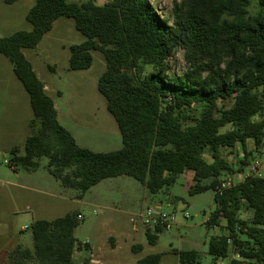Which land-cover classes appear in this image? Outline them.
<instances>
[{
  "label": "trees",
  "instance_id": "obj_1",
  "mask_svg": "<svg viewBox=\"0 0 264 264\" xmlns=\"http://www.w3.org/2000/svg\"><path fill=\"white\" fill-rule=\"evenodd\" d=\"M61 17L72 18L86 37L69 47L70 70L89 69L93 51L104 55L106 70L98 90L118 124L123 143L118 150L95 152L77 143L59 122L53 99L23 52L37 47ZM26 19L31 30L0 36V55L13 64L29 95L31 127L36 121L39 127L27 138L24 153L11 149L10 165L35 171L46 157L49 173L64 187L79 190V198L118 176L132 177L157 194L192 171L191 195L215 192L216 209L207 225L220 227L225 219L228 231L209 241L208 253L219 259L234 250L240 259L231 264H264V177L248 176L217 192L222 175L235 170L223 149L240 146L248 157L250 140L257 149L264 143V118L254 120L264 114V0H179L172 22L151 0H110L104 5L96 0H35ZM178 49L188 66L181 75L170 73L169 62ZM147 65L152 71L146 74ZM224 101L232 104L221 106ZM244 209L249 218L241 217ZM81 217L73 210L34 221L32 248L18 245L7 263L0 259V264H78L74 255L82 243L75 231ZM163 232L161 227L156 232L147 228L146 236L155 244ZM170 252L180 264L200 260L194 250ZM162 256L152 254L138 264H159Z\"/></svg>",
  "mask_w": 264,
  "mask_h": 264
},
{
  "label": "rangeland",
  "instance_id": "obj_2",
  "mask_svg": "<svg viewBox=\"0 0 264 264\" xmlns=\"http://www.w3.org/2000/svg\"><path fill=\"white\" fill-rule=\"evenodd\" d=\"M68 1L83 3L89 0ZM109 1L96 0V3L104 5ZM175 1L179 0H151V3L162 17L172 22ZM34 4L35 0H19L14 4L0 0V36L31 30L26 16ZM85 40L72 18L61 17L37 47L23 49V52L45 84L46 93L57 104L59 122L76 136L77 143L95 152L115 151L123 145L122 136L115 118L108 111L105 97L98 90L99 78L106 70L104 55L93 51V64L87 70L69 68V47ZM169 63L171 74L181 75L188 68L182 49L176 51ZM151 71L152 66H145L144 73ZM231 104L232 101L220 103L221 106ZM261 118L264 114L254 120ZM33 119L27 91L15 75L11 61L0 55V259L3 263H7L9 252L16 246L32 248L31 225L34 221L53 220L73 210L82 214V222L75 231V237L82 243L76 251L81 252L75 256L77 263L87 261L91 264L85 243L94 247L98 264H138L157 253L163 254L159 264H180L171 249L197 251L200 255L197 264H231L233 259H240L234 250L223 259H214L208 253L209 241L227 235L228 231L225 219L221 220L220 227L207 225L210 213L216 209L215 192L210 189L191 195L192 171L181 174L173 185L157 194L148 192L132 177L118 176L101 181L79 198V190L64 187L49 173L46 157L40 159V166L35 171L21 166L14 169L10 165L11 149L19 147L24 153L27 138L39 127L36 121L33 130ZM246 149L251 153L248 157L240 146L223 149V155L235 169L220 178L226 186L237 184L246 176H257L250 172L256 162L262 165L258 176L264 177V143L257 149L250 140ZM206 158L211 161L208 155ZM137 198L139 201L135 202ZM149 206L175 216L172 229L160 233L155 244L149 242L145 232L147 227L144 228L136 216ZM250 216L246 209L241 213L243 218ZM135 223L138 231L134 229ZM116 241L119 250L115 252L112 247Z\"/></svg>",
  "mask_w": 264,
  "mask_h": 264
},
{
  "label": "built area",
  "instance_id": "obj_3",
  "mask_svg": "<svg viewBox=\"0 0 264 264\" xmlns=\"http://www.w3.org/2000/svg\"><path fill=\"white\" fill-rule=\"evenodd\" d=\"M261 163L256 162L250 167V172L254 175L257 174L261 169ZM247 177V176H246ZM227 186L223 183L221 186L217 188L218 193H222L224 189ZM138 219L147 227L155 232L159 227L163 228L164 230H170L172 229L173 225L175 224V216L172 214H169L166 211H163L161 209L149 206L148 208H145L141 210L138 214H136ZM223 259V258H219ZM90 262L93 264H98V260L94 258V254L91 255Z\"/></svg>",
  "mask_w": 264,
  "mask_h": 264
},
{
  "label": "crops",
  "instance_id": "obj_4",
  "mask_svg": "<svg viewBox=\"0 0 264 264\" xmlns=\"http://www.w3.org/2000/svg\"><path fill=\"white\" fill-rule=\"evenodd\" d=\"M43 82V81H42ZM55 106H56V109H57V112H58V119H59V110H58V107H57V104H55ZM71 132V131H70ZM72 133V132H71ZM73 134V133H72ZM73 136L75 137V139H76V141H77V138H76V136L73 134ZM184 174V173H183ZM246 178V177H245ZM191 179H192V183H194V173L191 175ZM144 186V185H143ZM148 190V189H147ZM149 192V191H148ZM147 196V195H146ZM137 201H139V199L137 198L136 200H135V202H137ZM140 221V220H139ZM141 222V221H140ZM142 223V222H141ZM142 225L144 226V228H146V226L142 223ZM134 229L135 230H139V228H138V225H137V223H135L134 224ZM145 232H146V229H145ZM153 232H155L154 230H153ZM159 239V238H158ZM85 244H87V249H89L88 250V253H90V255H92L93 253H95V250H94V247H92V245L90 244V243H85ZM84 244V245H85ZM93 250V251H92ZM112 250L113 251H117V250H119V245H118V243H117V241H116V243H114V245H113V247H112ZM92 251V252H91ZM81 253V252H80ZM80 253H76L75 252V255H74V260H75V256L77 255V254H80ZM81 255V254H80ZM89 255V256H90ZM88 256V257H89ZM81 257V256H80ZM80 259V258H79ZM77 263V262H76ZM84 263V262H83ZM91 263V262H90ZM78 264H82V263H78ZM87 264H88V262H87ZM91 264H93V263H91Z\"/></svg>",
  "mask_w": 264,
  "mask_h": 264
}]
</instances>
